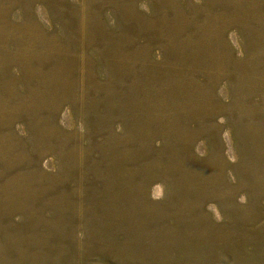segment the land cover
Instances as JSON below:
<instances>
[{"label": "rangeland", "instance_id": "rangeland-1", "mask_svg": "<svg viewBox=\"0 0 264 264\" xmlns=\"http://www.w3.org/2000/svg\"><path fill=\"white\" fill-rule=\"evenodd\" d=\"M0 264H264V0H0Z\"/></svg>", "mask_w": 264, "mask_h": 264}]
</instances>
